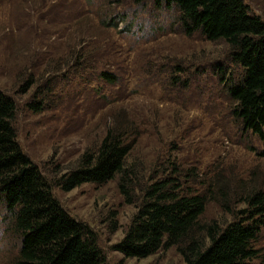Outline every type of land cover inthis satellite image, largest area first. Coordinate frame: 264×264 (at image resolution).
<instances>
[{
    "label": "rangeland",
    "instance_id": "1",
    "mask_svg": "<svg viewBox=\"0 0 264 264\" xmlns=\"http://www.w3.org/2000/svg\"><path fill=\"white\" fill-rule=\"evenodd\" d=\"M154 1L0 0V90L17 102L14 125L22 150L52 178L97 145L122 112L138 131L126 161L141 171V181L175 160L183 171L195 167L205 182L221 174L229 196L240 180L246 188L264 186V146L240 129L213 68L222 60L237 76L227 45L178 30L174 10ZM244 1L264 19V0ZM112 20L116 27L110 26ZM73 47L92 49L117 81L104 82L97 74L87 81L83 71H63ZM174 65L184 68L179 77L186 85L172 82ZM61 73V79L46 83ZM40 98L46 105L33 112L28 105ZM52 193L72 217L96 232L102 264H185L174 247L139 259L113 249L136 211V203L124 201L117 178L69 191L53 186ZM231 205L245 206L238 198ZM6 214L0 202V264H11L19 249ZM201 218L223 224L232 215L209 200ZM254 245L264 250V228Z\"/></svg>",
    "mask_w": 264,
    "mask_h": 264
},
{
    "label": "trees",
    "instance_id": "2",
    "mask_svg": "<svg viewBox=\"0 0 264 264\" xmlns=\"http://www.w3.org/2000/svg\"><path fill=\"white\" fill-rule=\"evenodd\" d=\"M154 3L170 6L177 29L187 35L199 32L207 40L225 42L228 58L238 66V74L231 76L222 60L215 61L213 68L222 78L240 129L257 136L264 146V19L244 0ZM111 23L115 27L118 24L113 20ZM74 49L68 52L70 65L63 71H83L87 81L92 74L104 82L117 81L118 76L100 66L92 49ZM183 69L182 65H174L175 85H186L179 77ZM61 76L63 73L48 77L46 83ZM31 82L32 77L25 82L23 93L28 92ZM37 91L40 93V87ZM44 100L34 99L28 107L39 112L46 105ZM16 109V100L0 90V202L10 218L14 245L19 248L11 264H102L104 257L96 232L60 205L52 187L69 191L85 182L104 184L114 178L124 201L136 203L126 230L113 245L123 257L145 258L161 248L174 247L185 264H264V250L254 245L264 228V186L246 188L240 180L229 196L230 188H226L221 174L205 182L195 167L183 171L175 160H169L161 173L153 170L141 181V171L126 161L138 131L122 112L113 117L97 145L85 149L74 165L48 178L18 142ZM237 198L244 207L232 208ZM209 200L217 201L232 219L223 224L203 221Z\"/></svg>",
    "mask_w": 264,
    "mask_h": 264
}]
</instances>
